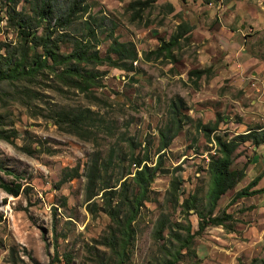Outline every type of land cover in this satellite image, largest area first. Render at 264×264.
Listing matches in <instances>:
<instances>
[{
    "label": "rangeland",
    "instance_id": "1",
    "mask_svg": "<svg viewBox=\"0 0 264 264\" xmlns=\"http://www.w3.org/2000/svg\"><path fill=\"white\" fill-rule=\"evenodd\" d=\"M81 1V9L69 27L63 30L56 27L57 33L69 35L68 41L59 43V51L69 52L71 40L83 38L85 22H88L93 30V35L86 37L89 50L104 56L111 29L112 36L118 40L132 43L137 58L128 71L105 62L87 64L88 69L97 71V79L86 91L68 87L44 70L25 82L34 91L35 98L24 101L7 95L0 101L3 127L12 126L16 130L12 144L0 139V166L10 172L0 170V176L5 181L29 186L28 197L11 196L0 190L3 217L0 264H49L55 251L58 256L68 252L71 255L68 264L83 261L85 246L92 244L108 223L101 210L96 209L91 215L86 209L83 172L95 150L101 158L111 151L113 164L105 177L115 188L119 185L117 178L128 180L132 175H124L126 169L132 171L136 166L129 163L130 158H145L147 165H153L157 154H163L160 167L149 184L147 199L133 223L134 238L125 262L151 264L159 256L156 243L166 242L163 239L155 242L151 237L157 216L162 212L170 222L184 223L179 207L166 198L170 178L174 176L179 182L178 200L194 190L202 206L209 187L207 158L215 150L212 137L229 138L237 131L235 122L241 117L232 99L239 95L230 90L228 79L214 77L218 52L208 57L209 49L203 47L207 41L204 29L216 23L214 9L223 0H154L139 19H133V11L128 9L127 4L132 0ZM8 4L7 0H0V15L3 16ZM167 4L172 6L171 11L167 10ZM29 7V0H17L15 8L27 12ZM89 16H93L94 21ZM179 22H184L188 29L172 50V58L150 55L145 59L144 54L156 48L159 38L167 39ZM53 23L51 20L50 25ZM16 42L14 28L5 18L0 19V45L12 46ZM1 52H4L3 46ZM208 66L210 72L199 79L188 75L192 68ZM13 87L0 85L1 90L8 92ZM172 103L178 106L179 128L168 145L158 152V130L169 124ZM82 108L92 111L98 121L92 128L93 135L88 138L58 127L49 111ZM200 125L214 129L206 137ZM19 148L28 149L30 153ZM234 160L232 167L239 164V160ZM71 168H76L77 175L60 181L62 171ZM234 190L235 186L222 194L213 211L219 214L225 209L231 213L234 231L206 226L194 235L189 249L180 250L174 264H248L253 257H264V235L254 237L247 231L251 220L257 217L250 212L253 205H246L249 199L235 205L229 203ZM100 194L91 199L97 205L101 203ZM188 212L191 231H195L196 216ZM259 213L264 215V211ZM86 264L91 263L86 261Z\"/></svg>",
    "mask_w": 264,
    "mask_h": 264
},
{
    "label": "trees",
    "instance_id": "2",
    "mask_svg": "<svg viewBox=\"0 0 264 264\" xmlns=\"http://www.w3.org/2000/svg\"><path fill=\"white\" fill-rule=\"evenodd\" d=\"M8 8L0 15V19L5 18L7 23L15 30L17 37L16 44L4 47V52L0 53V85L9 84L14 86L11 92L0 89V101H4L7 95L14 99L29 101L36 96L34 91L25 85V82L34 79L44 70L51 72L53 76L68 87L76 88L79 91L88 90L97 79V71L87 68V64L105 62L109 66L128 71L131 63L137 58L134 46L130 41H120L112 36L110 29V43L107 46V53L100 57L96 51L89 50L88 35H93V30L86 23L85 33L82 39H72V48L69 52L59 51V43L68 41L65 32H56L69 27L81 9V0H29V10L16 9L17 0H7ZM154 0H132L127 6L133 11V19L140 18L141 12L147 8ZM167 10L171 11L172 6L167 4ZM89 18L94 21L93 16ZM53 20V25L50 21ZM96 25V22H95ZM112 28V27H110ZM40 29V34H37ZM188 26L184 22L176 25L167 39L159 38L156 48L144 54L148 59L150 55L155 57L163 56L172 58V50L179 44V38L185 33ZM210 68H192L188 75L193 79L209 73ZM18 86V87H15ZM54 124L63 128L67 132L81 138H88L92 133V128L98 124L92 111L82 108L77 111L65 109H50ZM169 124L158 130L159 148L158 152L165 148L179 128L178 106L172 103L169 113ZM3 116L0 114V139L12 144L16 137L14 127L4 128ZM206 137L214 129L206 125H200ZM215 143L214 153L209 155L206 163V171L209 175V187L205 194V202L201 206V200L196 191L189 192L186 196L178 200V180L172 176L165 191L167 201L179 207L182 215V222H175L168 219L162 212L153 223L151 237L153 241L163 239L166 242L156 243V250L159 254L151 264H174L180 255L181 249H189L190 243L195 234L202 231L206 226H220L226 232L234 231L232 215L221 210L219 214H214V209L219 197L228 189L233 188L244 176V166L240 168L232 167L234 153L237 146L246 140L252 145H264V131L258 127L249 129L246 133H238L229 138L218 135L212 137ZM27 153L30 150L19 148ZM111 151L104 158L100 157L98 150L90 154L85 165L83 176L84 195L87 211L92 215L96 209L101 210L108 218V223L101 235L92 240V244L85 246L86 255L80 264H125L130 255V248L134 238L133 223L140 212L144 200L147 199L149 184L152 182L157 169L160 167L162 152L158 153L153 165H147L145 158H130L129 163H135L132 171L126 169L124 175L131 173L130 178H117L118 187L111 185L105 177L107 170L113 164ZM120 159L119 157H117ZM132 161V162H131ZM129 165V164H128ZM7 173L9 170L2 169ZM60 181L77 175L76 168L64 169ZM259 174L249 180L244 186L235 190L229 199L233 203L241 197L252 196L264 193V186L255 188ZM0 190L11 196L23 195L28 197L29 186L21 182L5 181L0 176ZM100 192L101 203L97 205L91 200ZM196 216V230L191 231L188 220V211ZM3 220L0 212V222ZM165 230V233H163ZM183 231V232H181ZM175 243V245L173 244ZM71 255L64 252L57 255L55 251L49 264L63 262L68 264ZM238 264H243L239 262ZM248 264H264V257H253Z\"/></svg>",
    "mask_w": 264,
    "mask_h": 264
},
{
    "label": "crops",
    "instance_id": "3",
    "mask_svg": "<svg viewBox=\"0 0 264 264\" xmlns=\"http://www.w3.org/2000/svg\"><path fill=\"white\" fill-rule=\"evenodd\" d=\"M214 11L216 23L204 29L207 41L203 47L209 49L208 57L218 52L219 57L214 59L217 61L214 77L228 79L230 90L239 95L232 99L241 117L235 122L237 131L234 134L252 129L246 124L257 125L264 131V0H223ZM207 64H210L209 59ZM234 155L233 160H239V164L235 163L233 167L244 166V176L235 185V190L258 174L254 187H263L264 145L255 146L246 140L237 146ZM248 199L246 205H253L250 212L257 217L251 220L247 231L254 237H263L264 215L259 212L264 211V193L238 198L233 205Z\"/></svg>",
    "mask_w": 264,
    "mask_h": 264
}]
</instances>
